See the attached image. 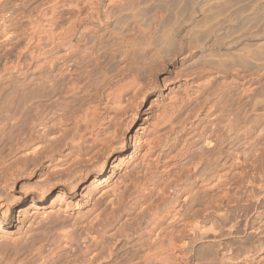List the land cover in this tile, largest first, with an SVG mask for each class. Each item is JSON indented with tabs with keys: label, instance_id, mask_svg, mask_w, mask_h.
Masks as SVG:
<instances>
[{
	"label": "bare ground",
	"instance_id": "6f19581e",
	"mask_svg": "<svg viewBox=\"0 0 264 264\" xmlns=\"http://www.w3.org/2000/svg\"><path fill=\"white\" fill-rule=\"evenodd\" d=\"M172 1L31 11L0 80V264L52 219L89 264H264V0Z\"/></svg>",
	"mask_w": 264,
	"mask_h": 264
},
{
	"label": "rangeland",
	"instance_id": "374dc122",
	"mask_svg": "<svg viewBox=\"0 0 264 264\" xmlns=\"http://www.w3.org/2000/svg\"><path fill=\"white\" fill-rule=\"evenodd\" d=\"M2 3H0V49H2V50H0V70L2 69V72L0 71V80L1 81H6V78H7V80H12V75H11V73L10 72H8L9 70L7 69V68H9V66L12 64H14L13 62H14V60L16 59V57L15 56H17L16 54H18V53H16V52H19L18 51V48H20L22 45H21V43L22 44H24L25 45V43L24 42H26L25 40V38L28 36V34L31 32L30 30H31V28H29L28 29V27H29V22L31 21V19L33 18L32 17V15H35L36 14V11H34V9L36 8V7H39L38 8V10H40L41 9V7L42 6H44V4H45V2L46 1H48V0H45V2H44V0H11L12 2H10L9 0H0ZM5 1H8V2H5ZM17 2L18 1V3H15V2ZM41 1V2H40ZM166 3L168 2V0L166 1V0H164ZM164 1H162L161 0V2H163L164 3ZM175 1V0H174ZM235 1V0H234ZM42 2H44V4L42 3ZM169 2H173L172 0L170 1L169 0ZM168 2V3H169ZM175 2H177L175 5H176V7H173L174 6V4L173 3H170L171 4V7L169 8H167V4L166 3H164V4H166V9H169V11H172L171 9H176L177 8V4H178V6H179V2L178 1H175ZM187 2H188V4H187ZM226 2H228V4L226 3V7H227V5L228 6H231V5H234L235 3L237 4V1H235V2H233L232 0H231V2L229 3V0L228 1H226ZM6 3H8V4H6ZM194 3V0H186V3L185 4H187V5H185L184 4V0H183V4H182V6L183 7H187V6H191V8H192V4ZM19 6H17V5ZM32 4V5H31ZM231 4V5H230ZM8 5V6H7ZM162 5V6H163ZM169 5V4H168ZM3 6V7H2ZM17 6V7H16ZM41 6V7H40ZM170 6V5H169ZM189 6V7H190ZM223 7V8H226V7ZM35 7V8H34ZM173 7V8H172ZM191 8L190 9H188V7L186 8L188 11V13H190L189 12V10H191ZM241 8V7H240ZM37 9V8H36ZM186 9L184 10V11H186ZM227 9V8H226ZM226 9H222L221 11L224 13V12H226L225 10ZM242 9V8H241ZM240 9V10H241ZM243 9H244V7H243ZM242 9V10H243ZM260 9V10H259ZM263 9H264V7H262V8H258V9H256V11H254L253 12V14L251 15V17H253L255 14V17L256 18H254L255 20L257 19V21H252L254 24H255V22H256V24H257V22L258 23H260V22H263L264 20V18H262V17H264V11H263ZM239 9L237 10V12L238 13H240L241 14V11H240ZM33 13H35V14H33ZM258 11V12H257ZM261 11H263V13H259V12H261ZM187 12H184V14H186ZM187 13V14H188ZM16 14V15H15ZM186 14V17H188L190 14H188L187 15ZM240 14H237L238 15V17H239V15ZM259 14V15H258ZM12 15V16H11ZM15 15V16H14ZM17 15H19V16H17ZM31 16V17H28V16ZM259 16H262V17H259ZM13 18V19H11V18ZM186 17H184V18H186ZM259 17V18H258ZM18 18V19H17ZM29 18V19H28ZM262 18V19H261ZM4 19V20H3ZM23 19V20H22ZM186 19H188V18H186ZM12 20V21H11ZM27 20V21H26ZM251 20H253L252 18H251ZM250 20V17H249V19H248V21H249V23H248V21H247V23L248 24H251V21ZM9 23V24H8ZM21 23V24H20ZM246 23V25H248ZM30 24H31V22H30ZM13 25V26H12ZM23 26V27H22ZM31 26V25H30ZM13 27V28H12ZM17 27V28H16ZM29 30V33H28V30ZM23 32H25L27 35H26V37H21V36H24L23 35ZM8 33H10V34H12V37L10 38V34H8ZM19 33V34H18ZM8 36H7V35ZM14 34V35H13ZM4 36V37H3ZM6 36H7V38H6ZM16 36V37H15ZM18 37V38H17ZM23 38V41L24 42H22V40L20 41H18L17 42V39H19V38ZM2 38H4V39H2ZM8 38L10 39V40H8ZM20 38V39H21ZM7 39V40H6ZM16 41V42H15ZM12 42V43H11ZM9 43V44H8ZM17 43H19V44H17ZM253 44V42L252 41H249V44ZM3 44V45H2ZM251 44V45H252ZM15 47H17V45H21L20 47L18 46L17 48H15ZM23 45V46H24ZM221 44L220 43H218V46L219 47H216V50L218 51L219 50V52H222L223 50H222V47L220 46ZM10 47H11V49H10ZM25 47V46H24ZM174 47L175 46H173V51L175 52V50L177 51V47H176V49L174 50ZM21 50L22 49H24L23 47H21L20 48ZM19 49V50H20ZM6 50H8V51H6ZM14 50V51H13ZM17 50V51H16ZM20 50V51H21ZM169 50H171L170 52H173L172 51V48L170 47L169 48ZM168 50V51H169ZM215 50V52H217ZM221 50V51H220ZM4 52V53H3ZM10 52V53H9ZM170 52H167V53H170ZM9 53V54H8ZM15 54V55H14ZM217 54H219V53H217ZM139 54H136L135 55V58H138L139 56H138ZM4 56V57H3ZM13 57H15V59L13 58ZM14 59V60H13ZM139 59V60H138ZM138 59H136V60H138V61H143L144 59H143V56H141L140 58H138ZM199 59H201V57L199 58ZM202 60V59H201ZM12 61V62H11ZM140 61V62H141ZM200 61V60H199ZM7 62V63H6ZM6 63V64H5ZM4 64H5V66L6 65H9L6 69L4 68ZM11 67V66H10ZM13 67V66H12ZM3 68L7 71H5L4 72V70H3ZM116 69H114V70H116V71H118V67H115ZM10 69V68H9ZM2 73H5V74H2ZM9 73H10V77H11V79H10V77H9ZM1 74L3 75L2 77H1ZM4 78V79H3ZM236 101V99L234 98V99H232V101L233 102H235ZM237 102V101H236ZM230 104V103H229ZM233 107H235L234 106V103L233 104H231ZM235 105L237 106L238 105V103H235ZM6 147V146H5ZM4 147V148H5ZM53 220H55V222L58 220V219H52V220H43V221H40L39 222V224L41 223L42 224V226H41V224L39 225V227H37V226H35V228H37V229H35V230H40V231H42V229H43V231H42V233L40 232H38L37 233V235L39 236V238H41L42 239V241L43 242H41L40 240L41 239H39L38 238V236L37 235H33L32 237H33V241H29L28 243V245L29 246H27V243L26 244H24V246H21L20 248H19V250H20V252H21V255H20V257L21 256H23V258L21 257V261H20V263L19 264H39V262H38V260H39V258H38V256H39V252H38V250L40 249V248H42L43 246H44V249H43V254L46 256L45 257V263L44 264H89V262H88V255L90 254L89 253V246H90V243L89 242H91V240H90V237L88 236V232H87V230L86 229H84L85 227H80V226H76L75 227V225H73L74 223V221L72 222V220H69V221H71L70 222V224H72L71 226H70V224H69V221L67 220H60V221H62V223H59V220H58V223L54 226V224H53ZM63 221H66V222H68L67 224L69 225V227L68 226H65V225H67L65 222H64V224H63ZM50 222V223H49ZM52 224H53V227H52ZM59 225H61V226H59ZM64 225V226H63ZM40 226H41V229H39L40 228ZM74 228H73V227ZM54 227H55V230H54ZM59 227L60 228H62V230L61 229H59ZM65 227V228H64ZM73 228V229H72ZM76 228V229H75ZM53 229V230H52ZM59 229V230H58ZM78 229V230H77ZM59 231L58 233H60L61 234V231H62V234L60 235V234H56L57 233V231ZM66 230H69V231H71V232H69V231H66ZM63 231H64V233H63ZM76 231V232H75ZM36 232V231H35ZM34 232V233H35ZM67 234V236L68 237H66V238H64V236H63V234L64 235H66ZM69 233H71V235L69 234ZM40 235H44V236H40ZM60 237H59V236ZM70 235V236H69ZM72 235H73V237H72ZM36 237V240H34V238ZM70 237V238H69ZM89 237V238H88ZM45 239V240H44ZM89 239V240H88ZM70 241V242H69ZM59 243V244H58ZM38 245H39V247H38ZM38 247V248H37ZM32 248H36V250L34 249H32ZM31 250H33V251H31ZM16 251V250H15ZM31 251V252H30ZM34 251H36V252H34ZM34 252V253H33ZM30 253H33L32 254V256L34 257L33 259H32V263L30 262L31 260H30V258H32V256H31V254ZM36 253V254H35ZM20 254V253H19ZM38 254V255H37ZM37 255V256H36ZM36 256V257H35ZM85 256H86V258H85ZM81 258V259H80ZM30 260V261H29ZM87 262V263H86Z\"/></svg>",
	"mask_w": 264,
	"mask_h": 264
}]
</instances>
